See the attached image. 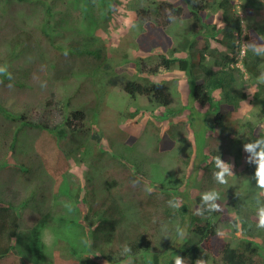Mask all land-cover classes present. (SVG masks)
<instances>
[{
	"label": "rangeland",
	"instance_id": "1",
	"mask_svg": "<svg viewBox=\"0 0 264 264\" xmlns=\"http://www.w3.org/2000/svg\"><path fill=\"white\" fill-rule=\"evenodd\" d=\"M133 1L0 0V206L9 205L19 215L14 251L0 259V264H73L75 261L65 258L68 249L87 256L88 249L99 246L92 240V228L82 223L76 232L62 225L60 217L68 213V194H76L86 201L84 208L78 205L79 217L85 215L96 200L99 199L101 205L97 185L110 178L117 182L113 191L128 200L118 199V202H126L125 213L131 223L144 222L149 236L159 233L161 237L157 239L170 245L160 264L182 255L180 249L188 235V226L167 224V217L160 212L156 226L152 225V220L142 218L139 203L128 198L135 195L128 185L132 178L141 180L143 187L151 183L162 195L167 194L170 202H176L177 207L185 203L190 214L207 217L203 214V205L209 208L208 216L216 211L218 237L233 245L243 240L242 225L236 217L235 224L221 221L219 217L221 213L235 215L227 207L237 201V191L248 186L249 167L256 165L253 164L256 156L246 148L250 142L244 139L245 131L243 137L238 133V138L242 139L238 145L232 144L230 148L229 140H236L234 130L256 118L252 95L256 84L264 85V54L261 66L250 73L244 63L242 65L244 39L232 38L240 46L237 51L220 43L222 33L214 38L204 34L203 40L209 47L204 65L217 71L227 68L223 66L226 63L240 70V73L233 72L235 89L238 97L245 95L242 100L237 97L241 101L225 116V125L233 131L225 130L213 123L214 114L196 109L199 114L192 115L186 108L191 105V85L185 73L178 68L154 75L146 73L148 67L158 61L162 49L151 45V31L138 21L130 7ZM261 1L263 7L250 13L240 8V19L245 27L264 24V0ZM240 3L243 5L245 1L240 0ZM47 6L51 7V13L46 11ZM213 20L225 25L220 14ZM184 24L177 20L165 31L175 39ZM142 32H146L144 39L135 45L134 38ZM83 47L99 51L102 58L88 56L86 59L72 52ZM261 49L264 52V45ZM223 54L230 60L223 61L220 58ZM135 61L140 64L142 73L130 64ZM95 68L102 76L99 82L92 77ZM198 74L203 76L200 71ZM252 78L255 82H250ZM126 79L168 85L173 101L168 109L176 113L167 114V108L146 100H131L121 88ZM103 87H109L105 96L99 93ZM215 96L224 103L221 91ZM74 110L83 112L84 124L71 118L69 127L71 130L80 128L85 134L55 139L44 130L45 126L56 128ZM89 128L101 134L103 148L115 144L118 150L92 166L87 182L86 163L95 161L97 153ZM115 133H119L117 138ZM157 150L159 154L155 153ZM213 152H218L220 161L229 168L226 184L219 183L215 177L220 169L216 159L210 162ZM83 156H87L84 162ZM108 161L112 162L105 171ZM144 174L146 177L142 179ZM101 194L105 199V194ZM205 196L213 198L206 200ZM106 207L105 203L102 208ZM250 218L257 222V212H252ZM132 230L129 227L123 231ZM111 249L116 251L114 243ZM152 259V254H146L148 264ZM183 260V264H192L189 257ZM100 261L107 264L103 259ZM173 261L175 264V259ZM204 264H212L211 259Z\"/></svg>",
	"mask_w": 264,
	"mask_h": 264
},
{
	"label": "trees",
	"instance_id": "2",
	"mask_svg": "<svg viewBox=\"0 0 264 264\" xmlns=\"http://www.w3.org/2000/svg\"><path fill=\"white\" fill-rule=\"evenodd\" d=\"M132 4L130 7L136 13L138 21L144 24L142 27L149 28L148 30L151 31L149 35L151 45L156 44L162 49L158 61L149 66L146 73L154 75L159 71H170L178 68L179 71L186 74L191 85V105L186 107L189 108L191 114H199L197 110L205 109L206 113L214 114L213 122L215 124H221L223 129L233 131L225 125L224 119L243 98V96L241 98L237 95L238 92L235 89L236 78L233 74L235 71L240 73V70L229 68L227 71L226 68H220L217 71H213L204 65L205 53L209 47L207 46L208 42L203 39L205 35L214 38L217 34L222 33L223 36L220 42L227 48L239 51V44H235L236 40L232 38H240L242 32L241 20L235 12L240 2L238 3L235 0H176L174 2L134 0ZM248 7L258 10L263 7V2L261 0H248ZM46 11L51 13V7L47 6ZM220 11H222L225 25H211V20ZM177 20L185 24L182 25V31L178 33V37L172 39L165 31V28L170 27ZM144 33L146 32H142L134 38L135 45L144 39ZM244 41L246 48L243 63L246 69L253 73V68H257L262 64L264 52L261 47L264 45V24L260 27L248 25ZM204 43H206L205 46ZM72 52H76L78 56L86 59H88V56H91L90 59L95 58L98 60L102 58V54L99 51L95 52L84 47L82 49L76 48ZM177 54L185 56L179 57ZM220 58L223 61H228L229 59L226 54L220 55ZM215 62L217 64L220 63L217 59H215ZM130 64L138 72H143L138 62L135 61ZM143 65L147 66V64ZM223 66L226 67V63ZM199 71L202 73V77L198 75ZM92 77L98 82L102 79L97 68L93 70ZM123 82H125L123 90L131 99H145L155 106L167 108V114L176 113L170 112L168 109L172 104V95L168 85L164 83L147 84L143 81L127 79ZM250 82H255V78H252ZM108 88L103 87L99 93L105 96L108 93ZM217 91H222L224 100L222 104L215 96ZM252 96L257 110L256 118L253 121L245 122L238 130H234L237 138L236 140H229L230 148L232 144L238 145V141L242 140L238 138V133L243 137V131H245L246 135L244 139H247L250 144H255L258 140L264 141V85L256 84V89ZM237 97L241 100H238ZM82 113L81 110L74 111V116L77 117L78 115V117L83 119L84 114ZM30 125L33 126L32 123ZM38 126L37 124L36 127ZM45 129L54 133L52 130L56 128L45 127ZM94 136L95 143L101 144L100 134L95 133ZM118 136L119 133L114 134V137L117 138ZM14 140L15 137L13 142ZM13 142L11 148L13 147ZM261 147H264V144L257 146L251 152L255 155V153L260 151ZM155 153L159 154V151L157 150ZM253 164L256 165L249 167L248 186L246 184L241 187L237 191V201L227 207L228 211L233 212L235 215L220 214L219 218L224 222L229 221L235 224L234 218L236 217L241 222L244 238L242 241L236 242L235 245L231 241L228 242L218 238L214 223L217 212L215 211L214 214L208 216L209 208L205 205L202 206V210L207 217H200V214L197 215L195 213L190 214L188 211L189 206L185 203L177 207L176 202H170L169 196L167 194L165 196L162 195L160 189L150 186L151 183H147V186L143 187L141 180H133V178L131 183L127 181L131 192L135 193V195L133 197L128 196V198H133L139 203L140 206L138 208L140 211L142 208L143 211L142 218L146 221L152 220L153 226H156V220L159 218L160 213H164L163 215L167 217V224L174 222L179 223V227L185 224L188 226V235L180 249V254L182 255H179V258L181 260H183V257H189L192 260V264L197 263L198 260L205 262L208 259H211L212 264H264V229L257 228V222L251 221L250 218L252 212H258L261 207H264V190L257 186L256 170L258 165L257 163ZM145 175H141V178L145 179ZM105 180L107 179H103V183H101V191L105 194V203L106 201L108 202L107 208L101 210L95 206L89 209L85 215L79 217L77 215L80 212L78 205L83 207L86 201L78 200V195L76 194H68V213L60 217L61 224L74 228L76 232L80 230L82 223L84 226L87 224L88 229L94 226L92 229L93 241H101L104 246L114 242L117 245L115 252L108 250L105 253L103 249L101 251V256L109 264L137 262V257L149 253L152 254L153 258L151 264H160L170 245L164 244L163 241L161 243L157 239L161 237L159 233L156 236L151 233L149 236L145 231L144 222L138 220L131 223L130 216L125 213L126 202H118V199H121V201L126 199L122 198L120 192L116 194L113 191L117 186L116 180L114 179L116 183L113 181L110 183L108 180L109 184ZM257 192L259 197H257ZM252 195H254V199H252ZM0 208V259H4L14 251L15 242L18 238L19 215L15 208L9 205L6 207L0 206ZM73 213L75 214L72 215ZM176 219H178V222H175ZM122 226L126 230L129 227L133 230L128 232L121 231ZM118 249H120L119 252ZM68 250L69 252L65 250V258L75 261L73 264H101L100 262H103L87 257L82 258L79 252ZM173 260L170 257L165 264H173ZM144 264L148 263L144 262Z\"/></svg>",
	"mask_w": 264,
	"mask_h": 264
},
{
	"label": "clouds",
	"instance_id": "3",
	"mask_svg": "<svg viewBox=\"0 0 264 264\" xmlns=\"http://www.w3.org/2000/svg\"><path fill=\"white\" fill-rule=\"evenodd\" d=\"M236 2H240L239 0H235ZM242 1V0H241ZM243 1H245V4H243L242 6H243V9H242V6H241V3H240V5H237V7H236V10H235V12L237 13V15H238V17L240 18L241 16L239 15V13H240V8H241V11H245L246 13H249V12H251V10H253V11H255V9H250L249 7L247 8V6H248V0H243ZM241 6V7H240ZM246 7V8H245ZM221 15L222 16V11H220V12H218L217 13V15ZM216 15V16H217ZM215 16V17H216ZM214 17V18H215ZM213 18V19H214ZM222 20H223V23L225 24V21H224V18L222 17ZM241 20V25H242V32H241V36H240V38H242V40L244 39V35H245V33H246V27L244 26V24H243V21H242V19H240ZM211 25H215V26H221V25H223V24H218V23H215L214 22V20H211ZM243 42H245L244 40H243ZM221 43V42H220ZM242 60H243V58H242ZM242 65H243V61H242ZM227 68H226V70L228 71L229 70V68H231V64H229L228 66H226ZM238 69V68H237ZM212 70V69H211ZM137 71V70H136ZM199 75V74H198ZM125 83V82H124ZM123 83V84H124ZM123 84H122V86H121V88L123 89ZM156 84V83H155ZM124 91V90H123ZM124 93H125V91H124ZM221 93H222V91H221ZM126 94V93H125ZM127 95V94H126ZM127 96H129V95H127ZM242 96H244V95H242ZM253 97V96H252ZM129 98H130V96H129ZM131 99V98H130ZM191 91H190V101H191ZM131 100H135V98L134 99H131ZM138 100H145V99H138ZM147 101V100H146ZM148 102V101H147ZM173 102V101H172ZM172 105V104H171ZM170 105V106H171ZM160 108H163V107H160ZM74 111H77V110H74ZM74 111H72V113H71V116L70 117H67L65 120H64V122L63 123H61V124H59L57 127H56V129H54V130H52V132H54V133H51V132H49L50 134H52V136H54V138L55 139H58V138H61V137H73V136H77V135H81V134H85V133H81V129L80 128H77V129H74V130H71L70 129V127H69V122H70V120H71V118H73V119H77V120H79V121H84V119H82V118H80V117H78V115H77V117H75L74 116ZM83 114V113H82ZM214 118V117H213ZM214 123V122H213ZM84 124V122H82V125ZM218 126H222L221 124H217ZM39 127V126H38ZM46 127V126H45ZM45 127H43L44 128V130H46L45 129ZM47 128H50V127H47ZM52 129L53 128H55V127H51ZM47 131V130H46ZM89 131H91V133H90V135H92V137L93 138H95V136H94V134L95 133H97V132H94L91 128H89ZM48 132V131H47ZM99 133V132H98ZM100 134V133H99ZM100 136H101V134H100ZM110 140H114V139H110ZM100 142H101V144H96L95 143V141H94V145H95V147H96V151H97V153H96V160L95 161H92V162H89V163H86V165H87V169L89 170V174H86V181L87 182H89V179H90V175H91V170H92V166L93 165H97L99 162H101L102 160H103V158H105V157H107L108 156V153H110V152H113V151H115V150H118V149H115L114 148V145L115 144H111V146L110 147H108L107 149H105V148H103V143H102V137H101V139H100ZM88 144H89V142H88ZM261 144H264V141H261V140H258V141H256V143L255 144H248V145H246V148H247V150L248 151H253L257 146H259V145H261ZM120 151V150H119ZM121 152H123V151H121ZM212 154H214V155H216L215 157L213 156V155H211V157H212V159L210 160V162L212 163V162H215V159H216V166L220 169V171L219 172H217V173H215V177H216V179L219 181V183H221V184H226L227 183V180L225 179V176H226V174H229V168H228V166L227 165H224L221 161H220V157H221V155L220 154H218V152H213ZM217 155H220L219 157H217ZM255 155H256V163H257V165H258V167H257V170H256V177H257V186L260 188V189H262V190H264V147H261V149H260V151L259 152H257V153H255ZM85 157H87V156H83L82 157V162H84V159H85ZM109 162H112V161H108V162H105L106 164H105V171L106 170H108V164H109ZM113 179V178H112ZM111 178L109 179V182L110 183H112L111 181H113ZM109 182H108V184H109ZM116 183V182H115ZM98 187H99V195H100V197H102V201H103V203L101 204V205H99V199L98 200H96V202L97 203H95L94 202V204H93V207H97L98 209H103L102 207L105 205V200H106V197H105V199H104V196H103V194H101L102 193V191H101V185L100 184H98L97 185ZM115 189V188H114ZM213 197L212 196H205L204 197V199H212ZM78 200H79V198H78ZM86 200H87V196H86ZM106 205L108 206V202L106 201ZM83 206H84V204H83ZM101 207V208H100ZM217 206L216 205H213V208H216ZM92 208V207H91ZM107 208V207H106ZM105 208V209H106ZM125 210H126V208H125ZM88 211H86V213H87ZM221 214H223V213H221ZM230 215V214H229ZM230 216H232V215H230ZM257 216H258V221H257V228H259V229H264V207H261L260 209H259V211L257 212ZM220 218V217H219ZM222 221V220H221ZM226 222H229V221H226ZM214 223H216L215 221H214ZM231 224H233L232 222H230ZM236 223V222H235ZM92 229L94 228V226L93 227H91ZM125 229V227L124 226H122L121 227V231L122 230H124ZM215 231H216V224H215ZM216 233H217V231H216ZM128 235V234H127ZM217 236H218V234H217ZM119 238V237H118ZM219 238V237H218ZM219 239H221V240H223L222 238H219ZM114 241V240H113ZM98 242V244H95V245H99V246H97V247H95L94 249H92L91 251H90V249H88L87 250V256H85V255H83V254H80V256L82 257V258H92V259H96V260H98V261H100V259H103V260H105L102 256H101V251H102V249L104 250V252L106 253V251H108V250H110V251H113V249H111V247H112V245H113V243L114 242H112V243H110L109 245H107V246H104V244H102V242L101 241H97ZM228 242H230V241H228ZM115 244V243H114ZM110 246V247H109ZM115 248H117V245H115ZM96 250H98V251H96ZM114 252V251H113ZM105 262H106V260H105ZM144 262L145 263H148L147 262V260H146V254L145 255H141V256H139V257H137V262L135 261V262H131V263H129V264H144ZM107 264H109L108 262H106ZM121 264H123V263H121ZM175 264H183V262H182V260L177 256L176 258H175ZM195 264V263H194ZM197 264H204V262L203 261H200V260H198L197 261Z\"/></svg>",
	"mask_w": 264,
	"mask_h": 264
}]
</instances>
